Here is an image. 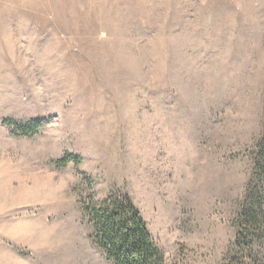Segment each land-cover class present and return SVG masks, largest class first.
Returning a JSON list of instances; mask_svg holds the SVG:
<instances>
[{"label":"rangeland","instance_id":"rangeland-1","mask_svg":"<svg viewBox=\"0 0 264 264\" xmlns=\"http://www.w3.org/2000/svg\"><path fill=\"white\" fill-rule=\"evenodd\" d=\"M125 198L166 264H264V0H0V264H112Z\"/></svg>","mask_w":264,"mask_h":264},{"label":"trees","instance_id":"trees-1","mask_svg":"<svg viewBox=\"0 0 264 264\" xmlns=\"http://www.w3.org/2000/svg\"><path fill=\"white\" fill-rule=\"evenodd\" d=\"M99 208L94 213L98 218V247L112 264H166L139 212L127 198L108 199ZM235 256L237 264L245 258L243 254Z\"/></svg>","mask_w":264,"mask_h":264}]
</instances>
